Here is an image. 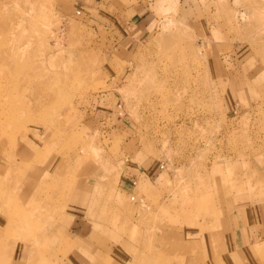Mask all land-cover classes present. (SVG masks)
Listing matches in <instances>:
<instances>
[{
    "label": "rangeland",
    "instance_id": "rangeland-1",
    "mask_svg": "<svg viewBox=\"0 0 264 264\" xmlns=\"http://www.w3.org/2000/svg\"><path fill=\"white\" fill-rule=\"evenodd\" d=\"M9 115L0 264L205 263L185 227L264 241V0H0Z\"/></svg>",
    "mask_w": 264,
    "mask_h": 264
},
{
    "label": "crops",
    "instance_id": "crops-1",
    "mask_svg": "<svg viewBox=\"0 0 264 264\" xmlns=\"http://www.w3.org/2000/svg\"><path fill=\"white\" fill-rule=\"evenodd\" d=\"M135 175L136 176L134 178H136V180H134V178L130 179V181L132 180L131 183L134 180L133 187H135L136 185L135 183L141 178V176H144L146 180L149 179L147 172L146 173L136 172ZM126 189H129V188L126 187ZM234 201L235 200L230 201L228 209H226V212H231L229 215L226 216V218L228 219H226L225 222L228 224L229 223L232 224L235 222L234 219L233 220L231 219L232 216L237 217L240 215L241 217H244V219L247 217V211H246L247 199H244L243 201L240 200V205L238 206H236V203ZM240 211H241V214H240ZM224 225L225 224H223V226ZM232 227L233 228L230 230V232H228L229 236L226 237L225 241H223L222 243L220 239L218 238L219 234H217L216 231L213 229L209 230L208 232L202 233V234H198V233L193 234L191 231L188 230V228L185 227L181 233L178 234V232H176V235L178 237V241H176V243L179 246V248L183 249V251L186 248L191 249L192 246L201 247V244H203L204 245L203 251H205L209 257V259L205 261V263L203 262V264L216 263L217 253L221 255L223 254V256L226 255L225 257L233 260L232 264H247V262H245V259H249L251 256L255 255L256 252L257 253L260 252L261 248H264L263 247L264 241L263 239L258 240L257 238L258 235L256 234L252 235L251 234L252 232L249 231L248 228L245 229L242 223L240 224V227H239V224H236V225L232 224ZM254 238L256 240H254ZM194 242H198L199 245H192ZM175 249H177L176 246H175ZM152 260L154 259H150L148 255L143 256L139 252L131 251V254H129V257H126V258L123 257V261H121L120 259L118 260L114 259L113 261H114V264H151L153 263ZM172 264H184V262H181V260H173ZM185 264H192V263L186 262Z\"/></svg>",
    "mask_w": 264,
    "mask_h": 264
},
{
    "label": "bare ground",
    "instance_id": "bare-ground-1",
    "mask_svg": "<svg viewBox=\"0 0 264 264\" xmlns=\"http://www.w3.org/2000/svg\"><path fill=\"white\" fill-rule=\"evenodd\" d=\"M7 53V58H8V60H10V55H11V53H9V51L8 52H6ZM9 66V65H8ZM7 74L8 75H12L11 74V69L7 72ZM12 88V87H11ZM7 93H8V90H7ZM12 102H11V99H10V101H9V104H8V110L9 111H11L12 110ZM10 117H8L6 120H4V121H2L1 119H0V139L1 138H3V136H1V132H2V128L4 127V126H6V124H8V123H11V121H12V117H11V115H9ZM131 200H134V198H132L131 197Z\"/></svg>",
    "mask_w": 264,
    "mask_h": 264
}]
</instances>
